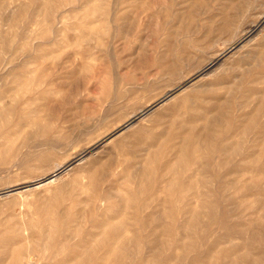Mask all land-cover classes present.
Returning a JSON list of instances; mask_svg holds the SVG:
<instances>
[{"label": "rangeland", "instance_id": "obj_1", "mask_svg": "<svg viewBox=\"0 0 264 264\" xmlns=\"http://www.w3.org/2000/svg\"><path fill=\"white\" fill-rule=\"evenodd\" d=\"M0 264H264V0H0Z\"/></svg>", "mask_w": 264, "mask_h": 264}, {"label": "bare ground", "instance_id": "obj_2", "mask_svg": "<svg viewBox=\"0 0 264 264\" xmlns=\"http://www.w3.org/2000/svg\"><path fill=\"white\" fill-rule=\"evenodd\" d=\"M216 63V62H215ZM214 64V62L213 63H211V64H209L208 66H206L205 67V69H204V72H206L210 67H212V65ZM215 65V64H214ZM210 71V70H209ZM59 168V167H58ZM56 174V173H55ZM53 177H55V176H53V174H52V176H49L48 178H45V180L46 179H52ZM46 182V181H45Z\"/></svg>", "mask_w": 264, "mask_h": 264}]
</instances>
